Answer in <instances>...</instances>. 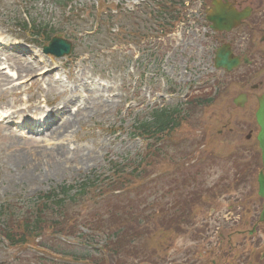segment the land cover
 <instances>
[{"label":"rangeland","instance_id":"obj_1","mask_svg":"<svg viewBox=\"0 0 264 264\" xmlns=\"http://www.w3.org/2000/svg\"><path fill=\"white\" fill-rule=\"evenodd\" d=\"M65 2L0 0V202L23 207L42 192L76 184L92 174L100 185L115 169L125 166L131 170L137 167L140 158L145 161L153 158L155 166L144 167L141 178L134 172L130 177L131 184L149 180L122 195L129 202L136 196L146 201L152 194L150 181L170 176L176 164L191 166L190 154L196 160L193 162L196 167L201 165L200 158L203 163L209 162L204 140L208 136L209 115L207 111L199 115L201 111L189 104L192 95L214 88L221 75V70L209 65V54L214 55L208 46V25L202 20L204 2L186 0L190 8L194 5L193 14L184 17V23L177 24L172 34L166 36L151 32L157 28L152 15L148 14L153 8L152 0H70L67 7H63ZM26 22L30 29L35 25L38 35L46 33L50 38L62 35L71 41L72 55L60 60L44 55L42 50L47 41L24 31ZM136 31H140L137 38L134 37ZM7 47L10 50L3 52ZM43 74L49 75L51 80L42 79ZM83 86H86L85 91ZM68 101L72 103L74 113H71L75 114L77 109L79 113L71 118L72 129L70 126L57 139L30 133L22 126L31 125L22 122L15 127L17 121L35 118L42 110L50 112L57 123L60 117L52 111L61 109ZM85 106L88 113L82 114ZM158 107H184L185 122L170 138H162L154 144L152 140L138 137L137 127ZM68 116L69 113L65 118ZM61 147L70 154L61 157ZM153 151L156 153H152V157L149 153ZM87 157L91 162L83 164L81 160ZM222 168L214 167L211 175L207 174V180L214 182L224 175ZM163 180H157L160 189ZM233 202L225 199L220 205L221 213L208 214L197 221L198 227L203 226L200 229L205 222L209 223L211 231L203 235L204 239L208 238L207 243L198 244L175 235L172 236L174 246L168 252L169 240L162 232L154 234L156 231L144 230L152 236L160 255L168 252L167 264H183V260L189 263L196 246L207 252L204 260L213 259L208 252L214 249H220V253H214L220 262L233 256L245 258L249 252L248 239L235 237V249L231 251L217 239L218 233L224 231V223L231 225L238 220L234 212L228 213L229 204ZM143 205L144 209L148 207ZM204 218L209 219L202 221ZM81 232L84 234L82 242H76L68 234L63 239L41 240L48 249L53 247L66 253L54 262L50 258L48 264H79L74 262L73 256L91 257L98 264L102 258H107L100 253L105 243L103 234H91L84 228H80ZM38 257L45 254L14 250L0 237V264H47ZM125 261L122 259L121 263Z\"/></svg>","mask_w":264,"mask_h":264},{"label":"trees","instance_id":"obj_2","mask_svg":"<svg viewBox=\"0 0 264 264\" xmlns=\"http://www.w3.org/2000/svg\"><path fill=\"white\" fill-rule=\"evenodd\" d=\"M25 28L32 32L27 25ZM33 30H36V27ZM179 118L180 112L177 110H156L149 120L139 123L137 136L158 143L164 133H172L179 127L178 121L181 122ZM152 153L156 151L149 154ZM151 156L153 157V154ZM153 166H155L153 158L150 161L140 158L133 172L139 173L141 178V170ZM124 172L120 168L115 169V172L100 185L95 176H88L74 185H64L48 193L39 194L33 203L31 201L23 207L0 202V236L2 235L13 248L36 247L34 241L47 236L65 237L68 234L82 242L84 234L80 233V227H83L91 234L102 233L105 238L100 253L107 258H102L99 264H122V259L127 260L124 264L164 263L166 256H160V252L156 251L152 236L146 233L144 228L156 231L154 234L162 232L164 238L169 240L166 244L168 250L174 243L172 236L181 234V229L177 228L175 223L177 209H183L187 213L193 206L194 199L175 198L174 190H170L168 195L154 197L149 205L147 200L144 201L140 196H136L131 202L116 201L114 192L132 190L131 187H138L140 183L136 181L135 184H131L129 176ZM143 204H147L148 209H144ZM184 223L188 225L189 217L186 216ZM43 249L56 258L66 255L65 252H58L57 248L52 247L49 250L44 246ZM91 259L87 256H73L74 262L77 263L98 264Z\"/></svg>","mask_w":264,"mask_h":264},{"label":"flooded vegetation","instance_id":"obj_3","mask_svg":"<svg viewBox=\"0 0 264 264\" xmlns=\"http://www.w3.org/2000/svg\"><path fill=\"white\" fill-rule=\"evenodd\" d=\"M229 1L238 11L245 10L248 14L245 13V19L232 31L211 33L208 37L210 53L214 54L213 57L209 54L210 66L215 65L219 49L238 64L222 69L220 79L211 90V101L206 108L209 129L205 139L211 165L229 167L230 172L238 171V180L232 181L239 190L253 197L248 200L253 206L241 213L254 215L250 220L252 223H246V228L252 229L248 236L254 245L264 248V221L261 218L264 199L260 197L261 180L264 181V0ZM213 94H216L214 98ZM246 168L249 169L245 171ZM212 180L208 181L209 185ZM219 183L224 182L219 178L210 186L216 187ZM226 197L216 198L215 209L211 210L213 216L221 213L220 205ZM234 210V205L229 206L228 212ZM246 231L242 226L238 233L242 235ZM260 257L255 261V254L245 258L233 256L226 259V264H264V251ZM211 263L217 264L214 260Z\"/></svg>","mask_w":264,"mask_h":264},{"label":"water","instance_id":"obj_4","mask_svg":"<svg viewBox=\"0 0 264 264\" xmlns=\"http://www.w3.org/2000/svg\"><path fill=\"white\" fill-rule=\"evenodd\" d=\"M213 5L215 9L213 10L212 17H210L209 20L214 24L213 29L215 30H230V27H226L227 24L229 26H233L235 23H239L240 20L244 18V14H238L233 9L229 10L228 8L223 7L217 0H213ZM223 12L228 15L227 19H223L225 16ZM44 52L45 54L55 56L57 59L68 57L72 52V43L62 39V36L59 35L51 40L49 45L44 48ZM218 59L217 67L226 66L224 58L219 56Z\"/></svg>","mask_w":264,"mask_h":264},{"label":"bare ground","instance_id":"obj_5","mask_svg":"<svg viewBox=\"0 0 264 264\" xmlns=\"http://www.w3.org/2000/svg\"><path fill=\"white\" fill-rule=\"evenodd\" d=\"M0 37H1V36H0ZM0 39H1V38H0ZM25 69H26V68H25ZM26 70H30V71H32L30 68H29V69H26ZM12 72H14V71H12ZM43 78H46V79H50V80H51V78H50L49 76H47V75H44ZM82 89H83V91H85V90H86V86H83ZM83 104H85V103H83ZM71 105H72V103L68 101V103L65 102V103L62 104L61 109H58V108H57V109H56V108L53 109V112L55 111V112H54V113H55V116H59V117H60V120L57 121L56 124L47 127V129L43 132V134H44L46 137H49V138H52V139H54V138L57 139V138L61 137L64 133L67 132V130L69 129V127H70L71 124L73 123V122L71 121V118H72L73 116H75L77 113H79V110L77 109V110L75 111V114H72V113H74V111H71V110H72ZM82 110H84L83 112H81L82 114H87V113H88V109H87L86 106L83 107ZM35 112L38 113V112H39L38 109L35 110ZM71 112H72V113H71ZM67 113H69V116L65 118V116L67 115ZM49 119H51V122L55 121V120H52V117H50ZM47 120H48V119H47ZM72 127H73V126H71L70 130L72 129ZM69 154H70V153L67 152V151L65 150V148H63V147H61V149L59 150V155H60L61 157H66V156H68ZM81 162H82L83 164H84V163H85V164H88V163L91 162V160L87 157V158H85V159H82Z\"/></svg>","mask_w":264,"mask_h":264}]
</instances>
